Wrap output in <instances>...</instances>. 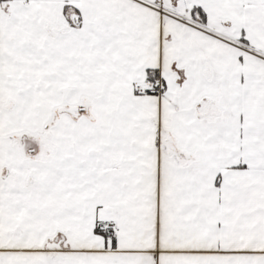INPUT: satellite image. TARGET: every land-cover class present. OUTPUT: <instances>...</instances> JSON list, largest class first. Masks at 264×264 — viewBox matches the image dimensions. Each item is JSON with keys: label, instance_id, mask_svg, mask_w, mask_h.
Masks as SVG:
<instances>
[{"label": "snow or ice", "instance_id": "obj_1", "mask_svg": "<svg viewBox=\"0 0 264 264\" xmlns=\"http://www.w3.org/2000/svg\"><path fill=\"white\" fill-rule=\"evenodd\" d=\"M0 264H264V0H0Z\"/></svg>", "mask_w": 264, "mask_h": 264}]
</instances>
